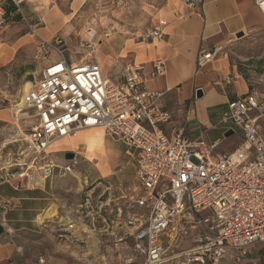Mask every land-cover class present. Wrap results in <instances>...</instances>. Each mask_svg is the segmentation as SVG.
I'll return each instance as SVG.
<instances>
[{
    "label": "built area",
    "instance_id": "2783aa9c",
    "mask_svg": "<svg viewBox=\"0 0 264 264\" xmlns=\"http://www.w3.org/2000/svg\"><path fill=\"white\" fill-rule=\"evenodd\" d=\"M10 1L23 15L26 0ZM255 3L264 12V0ZM164 25L160 22L146 38L161 40ZM89 36L96 38L93 31ZM46 44L57 57L30 83L22 101L36 119L28 142L37 159L46 161L44 177L74 175L75 162L56 165L48 149L90 129H103L125 142L136 164L137 183L101 202L100 231L121 247L134 244L144 256L138 264H172L179 258L182 264H224L227 250L264 244L263 97L251 92L229 102L222 120L240 130L243 141L234 151L217 155L216 143L164 133L174 114L157 104L162 94L147 88L143 65H128L123 81L114 82L96 62L69 60L61 39ZM216 51H202L199 66L212 61ZM152 67L151 78L166 72L163 60ZM33 182L34 175L21 172L6 174L0 184L21 188ZM8 205L0 200V213ZM86 206L92 207L90 200ZM188 230L196 232L194 248L177 253Z\"/></svg>",
    "mask_w": 264,
    "mask_h": 264
},
{
    "label": "crops",
    "instance_id": "0c3cea01",
    "mask_svg": "<svg viewBox=\"0 0 264 264\" xmlns=\"http://www.w3.org/2000/svg\"><path fill=\"white\" fill-rule=\"evenodd\" d=\"M187 1L146 0L145 8L153 19L149 31L165 22L164 37L147 41L138 35H121L101 40L94 60L110 80L109 68L120 57L118 73L121 75H116L115 79L121 82L128 65H143L147 88L162 94L157 104L174 114V120L164 126V133L170 138L181 134L191 140L202 139L208 144H218L217 148L226 138L227 149L216 153L224 155L243 141L241 131L222 120L229 102L251 92L264 98V52L259 60L255 55L258 51L253 49L264 45V12L255 0H194L193 6ZM88 2L26 0L22 8L25 15L40 20V32L53 38L88 9ZM8 3L12 2L0 0V18L6 14ZM70 16L68 22H62L63 17ZM240 34L243 36L238 37ZM244 48L252 50L244 52L241 50ZM204 50L217 51L212 61L200 67L198 57ZM13 52V49L0 47V64L6 63ZM157 60L165 62L166 72L151 78L152 65ZM200 90L203 95L197 97ZM6 118L7 113L0 111V120ZM201 128H205L204 131L193 138V133ZM211 130L216 132L211 135L210 143L206 131L209 134ZM230 132L234 134L228 136ZM236 133L239 136H234ZM48 154L59 166L79 159L93 164L96 176L114 184L115 195L120 194L121 188L137 183L136 164L129 147L103 129L84 130L75 138L56 141ZM67 154H73L74 160L67 159ZM43 168L44 165L40 167L41 174H36L35 183L28 187L0 184V200L9 203L0 213V226L4 229L0 235V264H64L55 254H42L45 248H41V242H38L37 254L31 257L30 242L25 238L40 233L41 225L37 220L53 204L54 176L45 178Z\"/></svg>",
    "mask_w": 264,
    "mask_h": 264
},
{
    "label": "rangeland",
    "instance_id": "374dc122",
    "mask_svg": "<svg viewBox=\"0 0 264 264\" xmlns=\"http://www.w3.org/2000/svg\"><path fill=\"white\" fill-rule=\"evenodd\" d=\"M145 3L146 0H89L88 9L81 12L68 28L53 38L40 32L38 30L41 27L40 20L31 19L25 15L24 10L23 15L17 12L10 14L9 17L1 16L0 47L13 49L14 52L6 63L0 64V111L7 113V118L0 120V181L6 174L11 173L28 172L37 177L36 174H41L40 167L46 163L40 158L37 159L28 142L36 119L33 111L24 108L22 103L27 90L24 88L25 85L38 80L47 63L57 57L53 48L49 49L46 42L53 43L59 38L63 41L62 50L68 59H73L74 62L81 60L95 62V51L103 40L118 38L121 35L127 37L138 35L143 40H149L146 34L151 29L153 19L149 9L145 8ZM90 31L96 34L95 39L89 36ZM98 40L102 41L98 43ZM95 42L98 45L93 48L92 44ZM253 49L256 53L258 51L255 55L261 60L264 45ZM241 50L249 52L252 49ZM118 68L121 69L120 57H117L113 66L109 68L111 81L116 82V75H121ZM20 104L22 108L18 106ZM262 123L264 125V121ZM204 129L193 133V138H197ZM207 132L206 139L211 143L213 139L211 135L216 131L211 130L210 136ZM234 136L239 135L236 133ZM226 141L225 138L223 144L216 149V153H223L227 149ZM94 168L93 164L79 159L75 162L74 175L64 176L60 173L54 175L52 205L56 207V215L41 225L40 233L25 236L30 242L31 257L37 254L38 242H41V248H45L42 254H55L64 264H138L143 261V254L134 251V244L121 247V243H115L110 234L106 236L104 231L93 228L92 217L96 219L95 228L102 227V224H97L102 221L99 214L101 202L116 196L113 193L114 184H108L109 181L96 176ZM17 181L26 184V179ZM88 200L91 201L92 207L86 206ZM69 223L72 226H85L87 231L92 232L94 241L87 239V234L78 235L74 230H69ZM195 235L196 232L188 230L184 239L178 243L176 252L193 249ZM86 254H89L86 258L82 257ZM183 261L184 259L179 258L172 264H182ZM263 263L262 243L252 244L244 250L229 249L224 260V264Z\"/></svg>",
    "mask_w": 264,
    "mask_h": 264
},
{
    "label": "bare ground",
    "instance_id": "6f19581e",
    "mask_svg": "<svg viewBox=\"0 0 264 264\" xmlns=\"http://www.w3.org/2000/svg\"><path fill=\"white\" fill-rule=\"evenodd\" d=\"M85 0H75V4L76 3H83ZM72 18V16L70 17H63L62 18V22L65 23V22H68L70 19ZM105 76V75H104ZM25 89H29L30 88V83H27L24 87ZM27 91V90H26ZM22 104L18 105L20 108ZM69 139H72V138H69ZM49 150V149H48ZM56 215V207L55 205H51L45 212L43 215H41L39 218H38V223L39 225H42L45 223V221L47 220H52ZM68 228L69 230H74L78 235H81L82 234H87V239L89 238V240L91 241H94L93 240V234L92 232H90L89 230L87 231V229L85 228V226H76V225H73L71 223L68 224ZM95 244V243H94ZM94 246V245H93ZM97 247V246H96ZM64 249V248H63ZM75 253V252H74ZM89 254H86L82 257L86 258V256H88ZM78 256V255H77Z\"/></svg>",
    "mask_w": 264,
    "mask_h": 264
},
{
    "label": "water",
    "instance_id": "95a60500",
    "mask_svg": "<svg viewBox=\"0 0 264 264\" xmlns=\"http://www.w3.org/2000/svg\"><path fill=\"white\" fill-rule=\"evenodd\" d=\"M242 36H243V34H240L238 37H242ZM202 95H203V91L200 90V91L197 93V97H201ZM233 134H234V132H230V133L228 134V136H231V135H233ZM66 157H67V159H73V158H74L73 154H67ZM3 232H4V229H3L2 226H0V235L3 234Z\"/></svg>",
    "mask_w": 264,
    "mask_h": 264
},
{
    "label": "trees",
    "instance_id": "16d2710c",
    "mask_svg": "<svg viewBox=\"0 0 264 264\" xmlns=\"http://www.w3.org/2000/svg\"><path fill=\"white\" fill-rule=\"evenodd\" d=\"M9 6H6V17H9L10 14H13L14 12H16V7L14 5H12V3H8ZM19 18V16H17ZM264 264V263H263Z\"/></svg>",
    "mask_w": 264,
    "mask_h": 264
}]
</instances>
